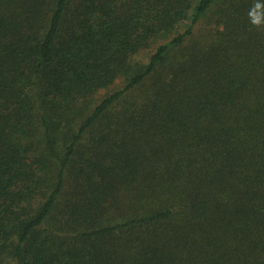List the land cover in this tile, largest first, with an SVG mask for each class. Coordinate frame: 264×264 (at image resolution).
I'll list each match as a JSON object with an SVG mask.
<instances>
[{"label":"trees","instance_id":"trees-1","mask_svg":"<svg viewBox=\"0 0 264 264\" xmlns=\"http://www.w3.org/2000/svg\"><path fill=\"white\" fill-rule=\"evenodd\" d=\"M253 3L0 0V264H264Z\"/></svg>","mask_w":264,"mask_h":264},{"label":"clouds","instance_id":"clouds-1","mask_svg":"<svg viewBox=\"0 0 264 264\" xmlns=\"http://www.w3.org/2000/svg\"><path fill=\"white\" fill-rule=\"evenodd\" d=\"M247 15L251 25L258 28L264 25V3L261 0H254Z\"/></svg>","mask_w":264,"mask_h":264},{"label":"rangeland","instance_id":"rangeland-1","mask_svg":"<svg viewBox=\"0 0 264 264\" xmlns=\"http://www.w3.org/2000/svg\"><path fill=\"white\" fill-rule=\"evenodd\" d=\"M200 29H203L202 27Z\"/></svg>","mask_w":264,"mask_h":264}]
</instances>
